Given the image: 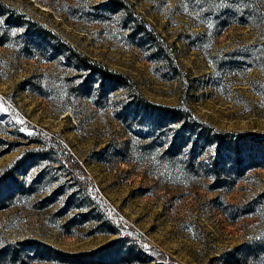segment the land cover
<instances>
[{"label":"rangeland","instance_id":"1","mask_svg":"<svg viewBox=\"0 0 264 264\" xmlns=\"http://www.w3.org/2000/svg\"><path fill=\"white\" fill-rule=\"evenodd\" d=\"M164 107L202 128L181 145ZM252 132L264 0H0V264H230L256 219L229 207L264 192Z\"/></svg>","mask_w":264,"mask_h":264},{"label":"trees","instance_id":"2","mask_svg":"<svg viewBox=\"0 0 264 264\" xmlns=\"http://www.w3.org/2000/svg\"><path fill=\"white\" fill-rule=\"evenodd\" d=\"M123 1V0H120ZM120 7L124 8L129 16L139 25V28L144 30L143 24H140L139 20L134 18L135 10H132L126 4H120ZM152 37V36H151ZM73 57H75L79 63L96 74L101 75L103 78L107 80H113L120 84H123L131 91H134L135 86L129 82L128 78H125L121 73L116 72L108 68L106 65L93 60L92 58L78 52L75 49L71 50ZM145 99V98H144ZM147 101V100H146ZM169 120H177L184 122L182 125V142L181 145L186 144L185 136H187V131L194 132L198 128H202L201 125L195 123L196 125H191L189 123V118L186 112L181 108H163V129L166 121ZM191 125V126H190ZM206 127V126H204ZM207 128V127H206ZM211 132H214L212 129ZM167 135V134H164ZM199 137H204V133H199ZM198 137V138H199ZM240 139L253 141L258 144H264V133H248L245 135H239ZM174 144H179L176 140L170 141V149L173 148ZM168 148V149H169ZM240 178H236L234 180L228 181L232 187H234ZM229 222L237 223L243 218H255L256 222L249 224V230L246 232V239L242 242L241 247L238 249H233L226 255V261L230 264H264V192L258 195L256 198L248 200L246 204H244L242 209H239L238 206L231 205L229 207ZM225 214L228 213L225 211ZM100 252H95L93 254L80 255L85 257L86 261H93L96 255ZM61 261V260H60ZM64 262V261H62ZM88 263V262H87Z\"/></svg>","mask_w":264,"mask_h":264}]
</instances>
